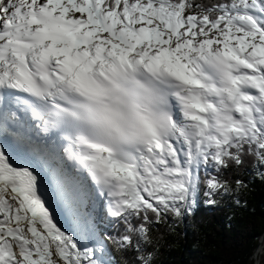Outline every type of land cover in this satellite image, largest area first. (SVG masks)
I'll use <instances>...</instances> for the list:
<instances>
[{
  "label": "snow or ice",
  "instance_id": "1",
  "mask_svg": "<svg viewBox=\"0 0 264 264\" xmlns=\"http://www.w3.org/2000/svg\"><path fill=\"white\" fill-rule=\"evenodd\" d=\"M20 154L93 212L63 230ZM245 156L264 178V0H0V264H153L150 225L232 195L209 169Z\"/></svg>",
  "mask_w": 264,
  "mask_h": 264
},
{
  "label": "trees",
  "instance_id": "2",
  "mask_svg": "<svg viewBox=\"0 0 264 264\" xmlns=\"http://www.w3.org/2000/svg\"><path fill=\"white\" fill-rule=\"evenodd\" d=\"M196 2L211 4L217 0ZM209 172L229 181L233 194L216 197V203L210 204L201 185L191 214L182 220L169 215L164 222L151 224L156 249L153 264H253L249 259L264 232V178L248 156L241 165L232 163L218 174L213 169ZM201 178L204 179L203 171ZM237 180L244 182L239 192L235 191ZM114 225L115 221L108 220L100 227L110 232ZM112 255L119 264L135 254L113 252ZM260 264H264V247Z\"/></svg>",
  "mask_w": 264,
  "mask_h": 264
},
{
  "label": "bare ground",
  "instance_id": "3",
  "mask_svg": "<svg viewBox=\"0 0 264 264\" xmlns=\"http://www.w3.org/2000/svg\"><path fill=\"white\" fill-rule=\"evenodd\" d=\"M58 166H59V162L55 159H53L52 161H49V163L46 165V167L52 172V177H54V179H55L56 169L58 168ZM66 183H64V185L62 186L64 190V193H63L61 187L57 188L55 182L52 186V189H50L47 184V181L44 180L45 189L49 195V198L53 204V207L56 210L57 219L60 221V225L62 226V229L70 230L71 228L73 229V226L69 225V222H70L69 219L72 221V214L70 213V211H71V208H74L73 206H70V205H74V204H69L67 201H65V192L66 193L69 192L73 194L78 193V188L80 187V185H82V182L80 181L76 184L67 178ZM68 201H70V203L74 202L73 199L69 196H68ZM259 257L261 258V254H260V251L258 250V252L255 254L253 261L257 262L260 259Z\"/></svg>",
  "mask_w": 264,
  "mask_h": 264
},
{
  "label": "rangeland",
  "instance_id": "4",
  "mask_svg": "<svg viewBox=\"0 0 264 264\" xmlns=\"http://www.w3.org/2000/svg\"><path fill=\"white\" fill-rule=\"evenodd\" d=\"M80 181L82 182V184L83 185H85L86 184V182H85V179L84 178H80ZM54 182H55V179H54V177H52V181H51V183H48L47 182V184H48V186H49V188L50 189H52V186H53V184H54ZM61 189H62V191H63V193H64V190H63V187H61ZM53 192V191H52ZM67 193H69V192H67ZM54 194V193H53ZM84 196V192H82L81 194H79V195H77L76 196V198H78V199H82V197ZM67 201H68V195H67ZM70 206H72V205H70ZM92 206V205H91ZM75 208H77V209H79L80 211H82L83 212V209H82V207L81 206H77V207H75ZM73 208H71V210H72ZM71 212V211H70ZM67 213V212H66ZM71 214H72V212H71ZM69 225L70 226H73V222L69 219ZM67 231H69V232H71L72 231V228L69 230H67ZM260 258V257H259ZM253 263H255V261H253Z\"/></svg>",
  "mask_w": 264,
  "mask_h": 264
},
{
  "label": "water",
  "instance_id": "5",
  "mask_svg": "<svg viewBox=\"0 0 264 264\" xmlns=\"http://www.w3.org/2000/svg\"><path fill=\"white\" fill-rule=\"evenodd\" d=\"M260 244H261V245H260ZM263 247H264V232H263L262 235L260 236V238H259V240H258V242H257L256 248L254 249L253 254H252V256H251L250 259H249L250 262L253 263V260H254L255 254L258 252V250L260 251V254H261V256H262V254H263ZM260 261H261V258H260L257 262H255V263H253V264H260Z\"/></svg>",
  "mask_w": 264,
  "mask_h": 264
}]
</instances>
